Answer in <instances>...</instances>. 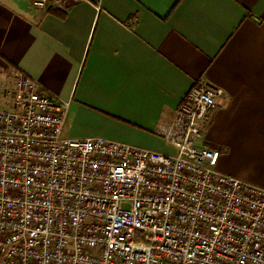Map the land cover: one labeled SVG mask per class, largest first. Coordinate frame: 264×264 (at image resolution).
<instances>
[{"label":"built area","instance_id":"built-area-1","mask_svg":"<svg viewBox=\"0 0 264 264\" xmlns=\"http://www.w3.org/2000/svg\"><path fill=\"white\" fill-rule=\"evenodd\" d=\"M15 76V108L0 110V264H264V187L201 143L221 88L196 82L160 127L172 154L66 137L70 101Z\"/></svg>","mask_w":264,"mask_h":264},{"label":"crops","instance_id":"crops-1","mask_svg":"<svg viewBox=\"0 0 264 264\" xmlns=\"http://www.w3.org/2000/svg\"><path fill=\"white\" fill-rule=\"evenodd\" d=\"M17 70L70 101L66 137L157 150L196 82L221 88L201 143L264 187V0H0V110L15 108Z\"/></svg>","mask_w":264,"mask_h":264},{"label":"rangeland","instance_id":"rangeland-1","mask_svg":"<svg viewBox=\"0 0 264 264\" xmlns=\"http://www.w3.org/2000/svg\"><path fill=\"white\" fill-rule=\"evenodd\" d=\"M166 142V141H165ZM134 145V144H133ZM137 146H140V145H137ZM167 148L163 149V150H158V151H162V152H167V153H176V149L174 147H172L171 145L169 144H166ZM141 147H145V148H149V149H153L152 147H149V146H141ZM153 150H157V149H153Z\"/></svg>","mask_w":264,"mask_h":264}]
</instances>
